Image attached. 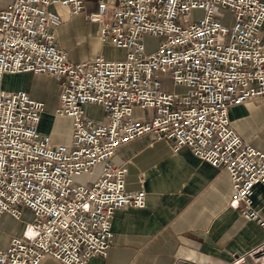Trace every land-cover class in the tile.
I'll use <instances>...</instances> for the list:
<instances>
[{
  "label": "built area",
  "instance_id": "built-area-1",
  "mask_svg": "<svg viewBox=\"0 0 264 264\" xmlns=\"http://www.w3.org/2000/svg\"><path fill=\"white\" fill-rule=\"evenodd\" d=\"M55 4L71 15L94 8L86 17L100 24L99 41L125 49V57L70 61L56 43ZM196 10L203 15L195 18ZM263 28L264 0H0V227L3 217L21 222L29 213L20 233L0 229V264L105 257L115 211L142 208L146 198L126 189L125 169L112 156L145 135L225 169L229 204L264 226L251 199L253 187L264 186V152L236 133L228 115L264 99ZM145 36L159 39L153 50ZM26 72L57 80L54 114L71 117L69 144L39 131L42 101L2 87L5 74ZM167 73L180 90L162 89ZM85 104L103 116L86 115Z\"/></svg>",
  "mask_w": 264,
  "mask_h": 264
},
{
  "label": "crops",
  "instance_id": "crops-1",
  "mask_svg": "<svg viewBox=\"0 0 264 264\" xmlns=\"http://www.w3.org/2000/svg\"><path fill=\"white\" fill-rule=\"evenodd\" d=\"M50 10L61 19L57 45L70 61H84L79 48L89 36L97 38L100 24L87 19L86 9L71 15L55 4ZM7 77L14 79L9 86L3 85ZM3 79L5 90L27 91L44 103L41 133L50 135L54 144L70 143L71 117L54 114L60 88L53 76L26 72L5 74ZM228 115L236 133L264 152V99L232 106ZM47 116L51 126L43 123ZM112 161L125 169L127 190L145 192V205L116 210L106 256L86 264H264V226L246 220L239 207L229 204L232 185L225 169L202 161L187 146L173 150L171 141L149 135L117 148ZM251 199L264 220L262 184L253 187Z\"/></svg>",
  "mask_w": 264,
  "mask_h": 264
},
{
  "label": "rangeland",
  "instance_id": "rangeland-1",
  "mask_svg": "<svg viewBox=\"0 0 264 264\" xmlns=\"http://www.w3.org/2000/svg\"><path fill=\"white\" fill-rule=\"evenodd\" d=\"M91 10H95V9L92 8L91 6H87L86 11L90 12ZM202 15H203V12L200 10H196L193 12V16L195 18L201 17ZM232 18H233L232 12L227 11L222 22L229 26L232 23ZM260 35L264 37V28L261 30ZM158 41H159L158 38L145 36L144 42L147 46V51L153 50V47L157 45ZM75 51H76V48L73 47L72 52H75ZM125 52H126L125 49L117 48L108 43L103 45L99 41L98 36L97 38L89 36V38L85 40L83 48H79V56L84 61L93 59L98 56L103 57L108 60H120L125 57ZM12 79L13 78L11 77L9 78L7 77L6 79H3V85L9 86L10 83L14 82L13 81L14 79L13 80ZM162 89L168 92H171L174 90L175 91L180 90L179 87H176L173 85V82L171 78L169 77L168 73L165 74L164 82L162 84ZM83 108H84L85 114L92 118L100 119L103 116V111L97 107L87 105V106H84ZM134 114H135V110H134ZM43 123L47 126H51L52 122H51V119H49V116L43 119ZM26 221L27 222L29 221V213L27 212H25V216L21 222H16L11 219H8L7 217H3L0 229L10 234L20 233ZM40 264H58V263L51 258H47L43 260Z\"/></svg>",
  "mask_w": 264,
  "mask_h": 264
}]
</instances>
